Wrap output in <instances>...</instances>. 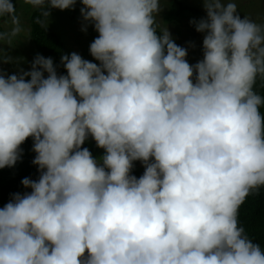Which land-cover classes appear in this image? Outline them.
<instances>
[{"label":"clouds","instance_id":"9594fccd","mask_svg":"<svg viewBox=\"0 0 264 264\" xmlns=\"http://www.w3.org/2000/svg\"><path fill=\"white\" fill-rule=\"evenodd\" d=\"M77 2L26 0L49 20ZM79 2L98 64L73 52L66 75L43 55L0 72V169L31 138L39 171L0 208V264H264L238 220L264 187V24L235 0H203L206 17L190 21L203 59L191 65L160 24L162 0ZM14 12L0 0V16ZM13 20L0 40L20 32ZM0 61L20 63L3 50Z\"/></svg>","mask_w":264,"mask_h":264},{"label":"rangeland","instance_id":"374dc122","mask_svg":"<svg viewBox=\"0 0 264 264\" xmlns=\"http://www.w3.org/2000/svg\"><path fill=\"white\" fill-rule=\"evenodd\" d=\"M17 1V19L20 32L10 39L5 38L0 40V50L7 53L13 60H19L20 63H4L0 61V72L13 74L18 68L30 70V64L34 58L39 55L37 48L31 38V28L29 18L36 8L26 3V0ZM238 5V10L241 17L248 16L258 24H264V0H235ZM163 10L159 15L160 24L162 27H168L175 43L187 48L188 62L195 65L198 61L203 59V39L204 34L198 33L191 25L190 21L195 19V14L185 11L180 16L179 22L167 21V16L172 9H176L177 3L191 7L206 17V12L203 7V0H162ZM71 10L61 11L53 9L50 20L47 21V27L54 32L63 41L66 54L70 55L75 52L81 55L84 59L99 63L95 61L89 51V46L93 40L98 36V33L93 27L89 26L87 33L82 29V16L79 13L74 19L69 17ZM2 27L6 33H10L16 23L14 20L7 19L1 21ZM10 45V46H9ZM194 45V47H190ZM141 171L144 172V167L141 163Z\"/></svg>","mask_w":264,"mask_h":264},{"label":"trees","instance_id":"16d2710c","mask_svg":"<svg viewBox=\"0 0 264 264\" xmlns=\"http://www.w3.org/2000/svg\"><path fill=\"white\" fill-rule=\"evenodd\" d=\"M15 4V12L9 16H0V33H6L1 25V21L17 19V1ZM82 5L79 0L75 10L69 12V17L74 19L79 13ZM189 11L199 20L203 16L201 13L191 7L183 6L179 3L176 9H172L167 16L169 22H179L183 12ZM48 18L42 15V10L36 9L32 12L29 18L31 28V38L37 48L39 55L51 57L58 66V72L66 75V70L60 64L61 55L66 54V48L63 41L54 32L47 27ZM4 40V39H3ZM254 91L257 94L264 95V78L257 77L254 83ZM264 112V108L261 109ZM84 147H87L94 156L99 157L104 154V150L97 147L94 139L89 138ZM23 155L17 162L15 167L0 169V208L9 202L12 195L15 193L23 194L30 189H25L21 181L25 177L38 179L39 171L37 166L33 164L35 153L33 152V140L29 138L21 145ZM133 174L138 178L143 175L141 171V162H136ZM238 220L240 225L245 229L247 235L254 242L259 243L264 248V187L253 190L245 199L244 203L238 209Z\"/></svg>","mask_w":264,"mask_h":264}]
</instances>
